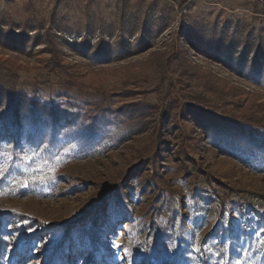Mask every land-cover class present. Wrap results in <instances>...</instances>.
Instances as JSON below:
<instances>
[{"label": "rangeland", "instance_id": "obj_1", "mask_svg": "<svg viewBox=\"0 0 264 264\" xmlns=\"http://www.w3.org/2000/svg\"><path fill=\"white\" fill-rule=\"evenodd\" d=\"M9 73L36 100L18 134L0 94V210L22 215L26 264L53 247L59 264H264V0H0ZM67 89L147 106L97 133L53 131L43 106ZM57 164L55 180L16 182ZM154 221L169 232L159 260Z\"/></svg>", "mask_w": 264, "mask_h": 264}, {"label": "trees", "instance_id": "obj_2", "mask_svg": "<svg viewBox=\"0 0 264 264\" xmlns=\"http://www.w3.org/2000/svg\"><path fill=\"white\" fill-rule=\"evenodd\" d=\"M186 1L181 0V3H185ZM58 55L52 57L51 61L53 62L57 59ZM60 65V62H58L55 67H59ZM18 79L19 76L13 73H9L6 80L1 78L0 94L3 95L2 98H5L4 128L11 126L15 129V132L20 134L22 118L21 105L26 100L32 103V107L35 108L36 100L34 98L28 99L20 94L17 86ZM60 95L65 98V101L59 100L52 103L48 108L47 106H43V110H49L47 123L51 125L53 131H59L63 122L70 120L79 123L90 133H97L108 126L116 124L123 115H137L147 106L140 101H134L126 102L115 107L110 103L106 94L89 93L81 90L77 93H72L67 89ZM230 122L236 127L243 129L240 121L235 122L231 120ZM219 186L224 191L225 197H229L232 193H238L225 184L219 183ZM242 199L241 197L239 200V205L241 206L243 205ZM262 199L264 200V198ZM21 217L22 215L16 212L0 210V264H26L28 262L23 251L15 244V224L19 222ZM153 225L152 232L146 238V246L148 247L149 256L159 260L161 258L160 251L166 247V239L169 237V232L166 229L165 221H154ZM46 226L50 230L57 229V226L51 223H47ZM91 239L90 244L94 246L96 245L97 239L100 238L95 234L91 236ZM90 249H84L82 254H90ZM60 257L56 247L50 248L41 264H59ZM86 264H97L95 255H90Z\"/></svg>", "mask_w": 264, "mask_h": 264}, {"label": "snow or ice", "instance_id": "obj_3", "mask_svg": "<svg viewBox=\"0 0 264 264\" xmlns=\"http://www.w3.org/2000/svg\"><path fill=\"white\" fill-rule=\"evenodd\" d=\"M8 155L9 154L6 151L0 150V157L7 158ZM34 156H35V153L33 152L32 155L25 154L22 158L25 161H29V160H32ZM56 159L59 160L58 157ZM45 166L47 167V162H45ZM56 167H58V164L48 167V173H49L48 175H40V176L24 175V176H21L20 179L17 180L16 182L19 183L22 187L27 188L31 184H35L37 182H39V183H47L50 180H55V178H56L55 177ZM24 171H25V173H27L29 170L25 169ZM32 171L35 172L36 169H33ZM41 171H42V169H41ZM4 172H5L4 166H3L2 163H0V177H3ZM4 194H7L6 191L5 190H0V195H4ZM29 230H31V229H29Z\"/></svg>", "mask_w": 264, "mask_h": 264}]
</instances>
